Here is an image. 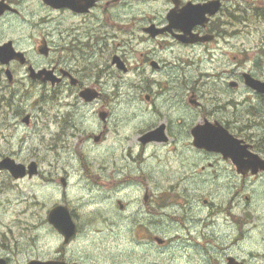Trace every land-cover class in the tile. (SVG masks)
Here are the masks:
<instances>
[{"label":"flooded vegetation","instance_id":"flooded-vegetation-1","mask_svg":"<svg viewBox=\"0 0 264 264\" xmlns=\"http://www.w3.org/2000/svg\"><path fill=\"white\" fill-rule=\"evenodd\" d=\"M5 1L17 7L18 12H5L0 17V22L6 17L21 14V1ZM38 1L47 11L57 12L62 19H42L39 22L40 29L34 25L32 31L37 38L40 37L35 43V50L43 58L35 61V67L33 60L26 54L27 64L24 66H28V69L32 66L37 71L44 70L46 73H42V80L30 76L29 82L36 81L43 86L59 89L68 93L63 97L75 99L66 103L68 106L73 105L74 109L55 113V123L70 127L71 117H79L80 109L90 110L97 116L94 112L96 106L106 108L108 105L103 101L108 99L105 89L113 85L122 87L128 82L126 75L131 70L127 48L130 23L133 26L132 35L140 44L139 60L135 68L136 86L142 95L137 97L134 104L136 112L143 115L135 122L137 129L139 127L137 139L140 151L131 161L138 163L140 154L156 145L186 141L184 146L188 156L184 162L188 169L182 179L186 183L198 185L196 190H200L203 184L215 186L208 193L213 200L201 198L199 193L198 197L194 194V202L186 197L183 205L187 208L175 214L179 222L166 227L160 221L159 200L152 190L153 187L141 185L143 179L136 174L139 178L137 180H141V184H137L143 192H139V196L131 201L124 202L119 199L120 212L112 219L108 218L110 224L107 226L110 230L106 232L116 240V252L110 255L112 261L105 264H264V210L256 208L254 199L251 200V196L255 197V192L264 194V170L254 172L253 168H245L240 171L233 159L220 152L195 146L192 137L194 126L207 120L218 121L236 138L242 140L239 146L246 153L242 156L246 164L251 163V158H257L252 154H258L264 159V139L259 140L260 136L249 133L251 127L264 129V121L257 117L253 121L245 122L239 116L238 108L228 116L224 113L223 105L204 102L197 91L192 89L190 71L195 63L191 55H195L199 66H202L201 62L207 56L212 59L217 55H227L232 62L218 64L217 70L236 73L239 79L243 77L245 67L240 64L238 53L232 52L237 48L233 39L239 33V19H264L255 13V2L153 0L158 9L152 16L145 18L142 8L151 0H94L93 6L86 3L87 6L82 11L69 6L55 7L45 0ZM80 1L89 0H77ZM53 21L54 25L51 24ZM40 46L46 50L41 52ZM175 52L187 54L188 59H181L179 56L180 64H175L168 58ZM249 72L255 77L264 78ZM200 73V76L207 74L205 71ZM199 84L204 85L200 81ZM85 88L96 89L100 95L93 100H87L81 95ZM232 88L237 91L240 89L239 85ZM248 89L249 98L259 99L264 103V94L249 87ZM227 102L235 103V94H230ZM14 111L16 117L23 114L15 109ZM249 113L254 116L264 114V106L249 107ZM102 114H105L104 118ZM98 116L104 126L100 133L101 142L105 130L111 125L112 111L100 109ZM32 119L30 115L28 127H31ZM55 123L50 121L48 125ZM161 126H164L163 140H141L143 134ZM72 127L78 130L84 128V125L79 123ZM132 129H135V134L136 128ZM92 135L95 137L98 134ZM65 136L61 131L57 137L63 143ZM124 144L122 138L121 145ZM246 144L248 146L244 148ZM39 174L40 169L36 176ZM144 179L150 182L148 176ZM218 189L227 190L224 194L229 197V201L219 204L214 202L216 192H220ZM245 192L251 196L243 195ZM182 194L186 195L187 192ZM259 199L263 205L258 204L264 206V198ZM249 200L251 201L248 202ZM200 201L203 205L216 207L218 210L207 213L204 211V215V206H201ZM133 208L135 212H130ZM71 213L78 228L75 236L67 241L57 231L59 242L56 256L35 259L55 260L60 264H95L88 253L80 254L78 248L84 249L80 246V238L86 231L85 225L77 222L72 209ZM120 221L126 223H119ZM169 226L176 230H170ZM32 259H28L26 263ZM7 261L9 264V259Z\"/></svg>","mask_w":264,"mask_h":264},{"label":"rangeland","instance_id":"rangeland-1","mask_svg":"<svg viewBox=\"0 0 264 264\" xmlns=\"http://www.w3.org/2000/svg\"><path fill=\"white\" fill-rule=\"evenodd\" d=\"M17 1H21V14L6 17L0 22V43L13 41L15 47L25 52L36 67L35 61L42 60L43 57L35 50V43L40 37L37 38L33 33L34 25L40 29L39 22L42 19L62 18L55 11H47L38 0ZM250 1L255 2V13L264 17V0ZM157 9L153 0L145 3L142 8L144 17L152 16ZM129 19L135 21L131 17ZM239 20V33L233 39L237 48L232 52L238 53L239 62L245 70L264 77V19ZM55 21L51 24L54 25ZM132 30L133 26L128 23L127 48L131 66L126 75L128 82L122 87L113 85L106 88L108 99L103 100L108 103L106 108L97 105L94 110L97 116L90 110L80 109L79 117H71V126L68 128L55 123V113L74 109L73 105L68 106L66 103L75 99L63 97L68 93L59 89L43 86L36 81L29 82L28 66L19 62H11L9 65L0 63V159L12 156L26 164L35 160L40 169L38 176L18 180L8 171H0V257L9 259V264H25L30 258L56 256L59 237L48 222V213L57 203L68 205L77 222L85 225L86 231L80 238V246L84 249L78 248L80 254L88 253L95 264L112 261L110 255L116 252V240L106 232L110 230L107 226L110 224L108 218L112 219L120 212L119 199L124 202L131 201L139 196V192H143L137 184L141 180H137L139 178L136 174L143 179L141 185L153 187L152 190L159 200L160 221L166 227L179 222L175 214L187 208L183 205L186 197L194 202L199 193L201 198L213 200L208 193L214 189V184H203L200 190H196L198 185L186 183L182 179L188 169L184 162L188 156L184 146L186 141L156 145L150 148V152V149L144 150L138 163L131 161L140 151L137 139L139 127L137 129L135 122L138 117L143 116L136 112L134 104L142 93L136 86L135 68L139 60L140 44L132 35ZM179 56L181 59H188L187 54L178 52L171 53L168 58L175 64H180ZM191 56L195 61L190 70L192 89L197 91L204 102L223 105V112L228 116L238 108V114L245 122L253 121L257 117L264 121V114L254 116L248 113L249 107L264 106L263 101L249 98L250 93L241 80L238 91L230 87V80H238L236 73L217 70L218 64L232 62L230 56L217 55L212 59L207 56L201 62L202 66H199L195 55ZM7 68L14 73L13 83L6 76ZM201 71H205L206 76H200ZM196 80L198 81L195 82ZM199 81L204 85L199 84ZM230 94H235L236 102L233 104L227 102ZM76 95L77 93L74 94ZM14 109L23 113L21 117H16ZM100 109H110L112 120L110 127L105 130L103 142L101 140L102 143H97L92 133L100 135L103 131L104 126L98 116ZM193 112L195 113L194 110ZM28 113L33 117L31 127L23 122V117ZM50 121L55 124L49 126ZM79 123L84 128L76 130V127H72ZM132 127L136 128L135 134ZM61 131L66 134L63 143L57 137ZM249 133L260 136L259 140L264 139L262 128L251 127ZM122 138L124 145H121ZM62 176L67 177V187L61 183ZM146 176L149 183L144 179ZM256 187L258 190V184ZM218 191L220 192H216L214 202L219 204L229 201V197L224 194L227 190ZM182 192L187 194L183 195ZM243 195L251 196L248 192ZM259 198H264V194L259 191L255 192V197L251 196L254 206L264 210V206L258 204H262ZM200 203L207 207L205 210L203 207L204 215L218 210L216 207L203 205L201 201ZM195 205L194 203L193 206ZM130 212H135V209ZM169 228L176 230L171 226Z\"/></svg>","mask_w":264,"mask_h":264},{"label":"water","instance_id":"water-1","mask_svg":"<svg viewBox=\"0 0 264 264\" xmlns=\"http://www.w3.org/2000/svg\"><path fill=\"white\" fill-rule=\"evenodd\" d=\"M47 3L53 4L55 7L60 6H69L75 10H85L87 4L93 6L95 3L94 0H89L88 2L77 0H45ZM87 3V4H86ZM6 10L17 11L9 4L4 1L0 2V16H2ZM41 52L46 50L45 47L40 48ZM17 59L21 63L26 62V57L23 52L17 51L13 42L9 41L4 44H0V62L3 64H9L11 60ZM42 72L36 73L35 70L31 67V77L41 78ZM9 79L12 81L11 71L8 69L6 71ZM55 80V79H54ZM246 84L250 87H253L264 93V81L254 78L251 74L245 73ZM235 86L236 82H231ZM81 95L84 96L87 100H92L97 97L99 93L91 88H87L81 92ZM102 117H105V114H102ZM30 115H27L24 118V121L28 123ZM163 129L164 126L159 127L158 129L151 131L142 138L144 142L151 140H163ZM193 134L195 136V144L199 147H205L209 150H214L222 152L226 157H232V159L239 166V170H244L245 168H253L254 172L262 169L264 170V160L255 155L253 159L251 158V163L246 164L242 156L245 152L242 148L238 147L240 143L232 134L228 132L221 124H212L211 122L206 121L205 124L196 126L193 129ZM96 141H99L100 137L97 136ZM245 147V146H244ZM0 169H7L15 178H23L29 173L30 176H33L38 172V165L36 161H32L28 166L23 163L17 162L13 157L6 156L0 161ZM64 186H66V178L61 179ZM49 221L53 224L66 238L68 241L70 238L74 237L77 232V225L75 224L69 208L66 205L58 204L54 206L48 215ZM0 264H7L6 259L0 258ZM27 264H60L57 261H41V260H32Z\"/></svg>","mask_w":264,"mask_h":264}]
</instances>
